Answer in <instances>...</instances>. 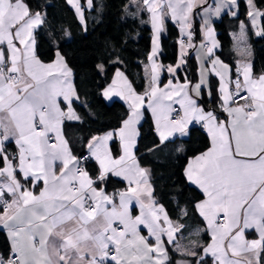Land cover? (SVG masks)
<instances>
[{"label": "snow or ice", "instance_id": "snow-or-ice-1", "mask_svg": "<svg viewBox=\"0 0 264 264\" xmlns=\"http://www.w3.org/2000/svg\"><path fill=\"white\" fill-rule=\"evenodd\" d=\"M65 2L85 28V12L103 7L99 0ZM244 3L246 18L258 29L253 35L264 38V25L257 24L264 11L256 0ZM239 9L240 0H126L125 17L150 23L154 29L147 87L138 94L117 71L102 95L123 97L130 112L117 129L82 137L84 152L75 155L64 126L85 122L73 104L86 108V102L80 100L60 44L46 28L47 12L33 10L27 0H0V163L5 165L0 167V226L11 244L7 258L0 254V264H264V72H253L244 21H239L237 34L245 45L240 53L244 58L234 78L226 75L231 69L214 51L218 46L214 18L228 15L239 20ZM143 13L150 14L148 21L141 19ZM169 19L179 23L184 34L175 66L157 63L159 37L167 31ZM37 33L53 50L51 62L37 54ZM198 33L203 43L193 44ZM63 36L70 37L67 29ZM185 48L204 49L197 82L187 74L179 81L177 73L187 66ZM209 63L220 78L222 99L216 106L203 103L205 96L212 100V85L203 78ZM97 69L104 72L103 65ZM161 71L172 77L163 87ZM145 97L159 136V146L149 152L172 142L177 134L189 136L190 126L202 124L210 134L211 146L186 168V179L206 194L194 205L211 234L206 244L179 242L187 226L173 222L154 198L151 170L135 156ZM217 109L230 119L220 120ZM10 142L17 145L14 154L6 150ZM93 160L98 162L95 178L86 167ZM110 174L124 177L126 190L108 194L95 187L106 184ZM133 202L139 204L138 215H133ZM179 215L186 217L187 211L180 209ZM141 226L148 237L140 234ZM200 231L197 228L194 234ZM252 233L255 236L249 239ZM169 247L182 259L174 262Z\"/></svg>", "mask_w": 264, "mask_h": 264}, {"label": "trees", "instance_id": "trees-1", "mask_svg": "<svg viewBox=\"0 0 264 264\" xmlns=\"http://www.w3.org/2000/svg\"><path fill=\"white\" fill-rule=\"evenodd\" d=\"M27 2L33 10L47 12L46 28L53 32L60 44V50L71 65L78 64L82 50L98 45V62L82 65L75 73V88L80 100L86 102L87 110L80 103H74L73 107L85 122L83 124L67 122L64 126L65 135L73 153L80 155L84 152V149L80 148L82 137L86 139L90 134L100 135L105 131L117 129L122 119L126 118L130 112L129 107L123 101L109 102L102 95L105 88L113 81L117 71H122L130 79L137 92L144 93L147 87L145 65L153 43L151 25L126 18L122 12L126 0H99L103 6L102 10L93 9L85 12L86 28L82 26L84 22L78 19V14L74 12L73 7L69 6L65 0H27ZM256 4L264 10V0H256ZM247 11L243 2L239 20L224 15L216 23L221 42L219 56L233 67L234 73L237 68V56L232 33L239 30V21L247 23ZM141 19L148 21L149 13H143ZM262 25H264V19ZM198 26L199 20H197ZM65 29L69 31L70 37L63 36ZM253 32L252 27L248 26V40L254 53V73L260 74L264 72V38L256 37ZM196 38L200 39L199 34ZM179 39L178 25L168 20L167 31L162 39L161 61L164 65L176 64ZM37 41L39 54L53 51L47 41L41 40L39 33H37ZM117 59L120 62H115ZM188 59L189 63L186 68L182 70V73L178 72L179 78L184 80V74H187L188 79L196 81L198 78L197 62L193 54L189 55ZM97 65L104 66L103 73L98 71ZM168 79L170 76L165 74L164 80ZM211 85L212 100L209 101L205 96L203 103L216 106L220 99L216 78H211ZM89 111L92 115H89ZM217 111L219 116H225L224 112H219V109ZM140 132L138 157L140 163L151 170L155 196L173 220L187 226L182 231L180 239L186 245L190 241L208 243L210 237L208 232L203 230L204 221L199 217L197 208L194 207L204 198V195L189 184L185 175L189 160L207 151L211 146L208 134L200 125H196L190 128L189 136L175 138L163 147H158L157 151L149 152V149L159 146V136L153 118L148 112L140 126ZM177 146H181L183 150L176 152ZM6 149L12 154L17 151L12 144H9ZM3 165L0 163V167ZM86 167L90 175L95 178L97 163L93 160ZM104 185L109 191H119L125 187L122 181L113 177H109ZM180 209L187 211L186 217L179 215ZM197 228L201 229L199 235L194 234ZM168 250L174 262L182 259L180 255L173 252L171 247ZM0 252L5 258L9 255V245L1 232Z\"/></svg>", "mask_w": 264, "mask_h": 264}, {"label": "crops", "instance_id": "crops-1", "mask_svg": "<svg viewBox=\"0 0 264 264\" xmlns=\"http://www.w3.org/2000/svg\"><path fill=\"white\" fill-rule=\"evenodd\" d=\"M243 2H244V0H240V9H239L240 13H241V6H242ZM244 4H245V3H244ZM256 5H257V4H256ZM257 7H258V6H257ZM258 8H259V7H258ZM261 10L264 11L263 9H261ZM195 11H197V10L194 9V12H195ZM149 18H150V14H149ZM222 18H223V17H222ZM222 18H219V19H215V18H214L213 25H212V26L214 27V29H215V33H216L215 38H216V40L218 41V46H217V48H216L214 51H215V56H216V57H219L221 61H223L224 63L228 64L227 62H225L224 60H222V58L219 56V52H220V50H221V42H220V39H219V31L217 30L216 23H217V21H220ZM169 20H171V19H169ZM196 20H199V17H198V16L196 17ZM262 20H263V19H258V20H257V24H261V25H262ZM171 21H173V20H171ZM167 22H168V21H167ZM167 22H166V28H167ZM173 22H174L175 24H177L178 27H179V34H180V39H179V41H178V45H179L181 39H183V35H184V34H183V33L181 32V30H180V25H179V23H177L176 21H173ZM244 23H245L246 25L252 27L253 31H258V29H257L254 25H252V24L250 23L249 20L247 21V23H246V22H244ZM150 25H151V24H150ZM151 29H152L153 39H154V29H153L152 27H151ZM239 32H240V28H239V30H238L237 32H233V33H232L233 40H234V44H235L236 56H237V60H236L237 67L240 66L239 61H240L241 59L244 58V57L241 56L240 53H241V50L245 47L244 43H242V42H240V41L238 40V36H237V34H238ZM198 34H199V36H200V39L197 40V38H195V39L192 41L193 44L203 43V40L201 39V34H200V33H198ZM164 35H165V32H164V33H161V35H160V37H159V41H158V56H159V59L157 60V63H159V64H163L162 61H161V53H162V49H163V48H162V39H163V36H164ZM255 36H256V35H255ZM256 37H259V36H256ZM185 43H187V42H185ZM247 44L250 46V59H251V63H252V65H253L254 53H253V49H252V46H251L249 40L247 41ZM18 46H19V45H18ZM152 47H153V43H152ZM151 51H152V49H151ZM61 52H62V51H61ZM62 53H63V52H62ZM185 53H186V57H187V65H188V63H189V62H188V60H189V59H188L189 55L193 54V56H194V58H195V60H196V62H197V72H198V77H199V75H200V71H201V60H202V58H203V56H204V49H203V48H196L195 50H193V49H191V48H185ZM37 54H38L39 58H40L42 61H44V62H51V61L54 59V53H53V51H50V52L45 53V54H39V53L37 52ZM63 55H64V53H63ZM150 55H151V53L149 54V57H150ZM98 56H99V54H98V45H92V46H89L86 50H82V51H81V54H80L79 62H78L77 65H71V64L68 62V60H67V58L65 57V55H64V57L66 58V61H67L68 65H69V67L73 70V83H74V85H75V73H76V71H77L82 65H85V64H87V63H89V62H98ZM176 63H177V62H176ZM150 64H151V60L148 58V61H147L146 65H145V74H146V70H147L148 72H150V67L146 69V66H150ZM163 65H164V64H163ZM175 65H176V64H174V65H172V66H175ZM228 65H229V67H230V69H231V73L226 74V75H231L232 78H234V69H233V67H232L230 64H228ZM211 67H212V65H211L210 63L204 65V69H205V71H204V77H203V78H204V80H205L206 82H210V83H211V78H213V77L216 78V80L218 81V92H219L220 78H219L218 76H216L215 73H212V72L210 71ZM185 68H186V67H185ZM217 70H218V71L220 70L218 65H217ZM120 72H122V71H120ZM253 72H254V66H253ZM122 73H123V72H122ZM165 74H168V75L170 76V79L172 78V77H171V74H169V73H167V72H164V71H161V72H160V79H159V86H160V87H163V85H164V84H167L168 81H169V79H168L167 81L164 80ZM254 74H255V73H254ZM124 75H125V74H124ZM177 75H178V73H177ZM125 76H126V75H125ZM126 77H127V76H126ZM127 78H128V77H127ZM114 79H116V76L114 77ZM114 79H113V80H114ZM128 80L130 81L129 78H128ZM189 80H190V79H189ZM179 81L182 83L184 80H181V79L179 78ZM191 81H193V82H197V81H198V78H197L196 81H194V80H191ZM130 82H131V81H130ZM173 83H176V81H173ZM111 84H112V82H111V83H110L105 89H107ZM132 86H133V84H132ZM229 87H230V89H231V85H229ZM133 88H134V86H133ZM134 89H135V88H134ZM104 91H105V90H104ZM135 91H136V90H135ZM136 92H137V91H136ZM137 93H138V94H143V93H139V92H137ZM212 96H213V94H212ZM219 96H220V99H222V94H221V93H219ZM105 99H106L107 101H109V102H112V101H114V100H121V101H123L125 104H127V106H128L129 109H130V105H129L128 101L125 100V99H124L123 97H121V96L113 95L110 99H109V98H106V97H105ZM147 104H148V97H145L144 108L142 109V111L144 112V118H145V114H146V112H148V113L152 116L153 121H154V124H155V127H156V129H157V126H156V123H155V116H154V114L152 113L151 109L147 107ZM172 106H173V108L179 110V105H177L176 103L173 102ZM61 107H63V104L61 105ZM172 115H173V117H175V113H173ZM224 115H225V116H223V117L219 116V119L222 120V121L227 122L230 118L228 117L227 113H225V112H224ZM144 118H143V120H144ZM143 120L141 121L140 125H138L139 136L137 137V147H136V149H134V153H135V156H136V158H137L138 161H139V157H138V152H137V151H138L139 139H140V136H141L140 126H141ZM197 125H200V126L205 130V132L208 134V136H209V138H210V134L207 132L206 128H204L202 124H197ZM190 128H191V126H190ZM157 131H158V129H157ZM64 135H65V131H64ZM65 137H66V139H67V136H66V135H65ZM184 137H186V136H184ZM175 138H182V137L179 136V134H177ZM175 138H174V139H175ZM67 140H68V139H67ZM68 141H69V140H68ZM210 141H211V138H210ZM9 144H12V145L14 146V148L17 149V145H16L14 142H10V143L6 144L5 147H7ZM69 145H70V142H69ZM70 147H71V146H70ZM6 150H7V149H6ZM7 152H8V153H11V152H9L8 150H7ZM16 152H17V151H16ZM195 157H196V156H195ZM193 158H194V157H193ZM193 158H191V159L189 160V162H190ZM95 162H96V161H95ZM189 162L187 163V165L189 164ZM14 163H15V162H14ZM96 163H97V166H98V162H96ZM139 163H140V161H139ZM140 165H141L142 167H144L141 163H140ZM4 166H5V165H3V167H4ZM144 168H147V167H144ZM186 168H187V166H186ZM147 169H149V168H147ZM89 174H90V173H89ZM17 175H19V173H17ZM185 175H186V169H185ZM90 176H91V175H90ZM109 177H113V178H115V179H117V180H120V181H122V182L125 184V187H124L122 190H119V191H124V190H126V188H127V186H128V181H127L124 177H116L114 174H110ZM93 178H94V177H93ZM188 182H189L190 185H192V186H194L195 188H197V189H198V190L204 195V198H203L201 201H203L204 199H206V194L203 193V190L200 189L198 185H194V184L191 183L190 181H188ZM150 183H151V187L154 189L153 183H152V181H151V176H150ZM40 187H43V185L41 184ZM95 187H97L98 189H99L100 187H103L104 190H105V192L108 193V194H112V193H114V192H117V191H109V190L105 187V185L101 186L100 184H96ZM38 190H39V189H37L36 191H38ZM153 196H154V198L157 200V198H156V196H155V191L153 192ZM157 201H158V200H157ZM145 203H148V201L145 200ZM198 203H199V202H198ZM159 204H160V203H159ZM165 210H166V209H165ZM2 211H3V209L0 210V212H2ZM197 212H198V209H197ZM138 214H139V204L136 203V202H133V215H138ZM198 215H199V217L204 221V229H203V230H205L206 220H205L204 218H202V216H201L200 214H198ZM170 218H171V217H170ZM171 219H172V218H171ZM172 220H173V219H172ZM173 222H178V221L173 220ZM178 223H179V222H178ZM0 232H1V233L5 236V238H6L7 243H8V245H9V252H10V250H11L10 237H9V235L6 233V231L3 229L2 226H0ZM207 232H208L209 237H210V239H211V234H210V232H209V231H207ZM140 234H141L142 236L148 237V231H147V229H146L144 226H141ZM254 236H255V233H252L251 235H249L248 238L251 239V238H254ZM178 239H179V242H180L181 244L186 245V243H184V242L180 239V237H178ZM148 242H149L150 244L153 243V238L149 237V238H148ZM209 242H210V241H209ZM199 243H200V242H199ZM201 244H203V241L201 242ZM110 247H111V246H110ZM168 251H169V250H168ZM0 254H2V253L0 252ZM169 254H170V253H169Z\"/></svg>", "mask_w": 264, "mask_h": 264}, {"label": "built area", "instance_id": "built-area-1", "mask_svg": "<svg viewBox=\"0 0 264 264\" xmlns=\"http://www.w3.org/2000/svg\"><path fill=\"white\" fill-rule=\"evenodd\" d=\"M2 208H0V210H1Z\"/></svg>", "mask_w": 264, "mask_h": 264}]
</instances>
